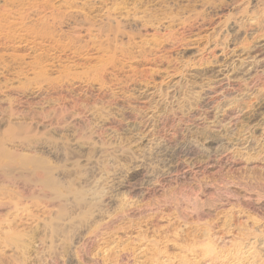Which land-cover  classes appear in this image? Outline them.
I'll list each match as a JSON object with an SVG mask.
<instances>
[{
    "label": "rangeland",
    "instance_id": "374dc122",
    "mask_svg": "<svg viewBox=\"0 0 264 264\" xmlns=\"http://www.w3.org/2000/svg\"><path fill=\"white\" fill-rule=\"evenodd\" d=\"M0 27V164L66 146L70 179L109 203L79 243L39 240L56 203L1 181L0 233L37 231L24 249L0 240V264H264V109L248 122L264 103V0H0ZM182 143L192 154L164 174ZM195 194L196 211L175 209Z\"/></svg>",
    "mask_w": 264,
    "mask_h": 264
},
{
    "label": "bare ground",
    "instance_id": "6f19581e",
    "mask_svg": "<svg viewBox=\"0 0 264 264\" xmlns=\"http://www.w3.org/2000/svg\"><path fill=\"white\" fill-rule=\"evenodd\" d=\"M33 7V6H32ZM31 7V8H32ZM36 9V8H35ZM209 11L210 12H214V10L212 8H209ZM21 12V11H20ZM208 12V10H207ZM207 14V13H206ZM206 14L202 15L205 16ZM210 14V13H209ZM9 15V14H8ZM201 16V14H199ZM208 15V14H207ZM28 16V15H27ZM31 16V15H30ZM33 16V15H32ZM52 16V15H51ZM202 16V19H204ZM209 16V15H208ZM18 18V17H17ZM201 19V20H202ZM22 20V19H21ZM39 21V20H38ZM41 21V20H40ZM62 21V20H61ZM60 21V22H61ZM20 22V21H19ZM59 23V22H58ZM66 23V22H65ZM4 24V23H3ZM25 25V24H24ZM50 25V24H49ZM14 26V25H13ZM32 26V24H31ZM34 26V25H33ZM32 26V27H33ZM40 26V25H39ZM1 28V27H0ZM7 28V26H6ZM12 28V27H11ZM19 28V27H18ZM28 28V26L26 27ZM25 28V29H26ZM35 28V27H34ZM33 29V28H32ZM31 29V30H32ZM51 29V28H50ZM53 29V28H52ZM233 29V27H232ZM14 30V29H13ZM29 30H30V27H29ZM12 31V30H11ZM36 31V30H34ZM40 31V30H39ZM42 31V29H41ZM47 31V30H46ZM63 32V31H62ZM35 33V32H34ZM33 33V34H34ZM37 33V32H36ZM48 33V32H47ZM57 33V32H56ZM60 33V32H59ZM71 33V32H70ZM11 34H14V32H12ZM18 34V33H17ZM32 34V33H31ZM30 34V35H31ZM44 34V33H42ZM66 34V33H65ZM25 35V34H24ZM29 35V36H30ZM39 35V34H38ZM72 35V34H71ZM26 36V35H25ZM7 37V36H6ZM15 37V36H14ZM43 37V35H42ZM64 37V36H63ZM33 38V37H32ZM44 38V37H43ZM45 38L46 37V32H45ZM10 39V38H8ZM14 39V38H13ZM17 39V38H16ZM22 39V38H21ZM29 40V38H28ZM27 40V41H28ZM30 41V40H29ZM22 42V41H21ZM68 42V41H67ZM74 42V41H73ZM32 43V42H31ZM20 44V43H19ZM28 44V42H27ZM44 44V43H43ZM42 45V44H41ZM30 46V45H29ZM73 46V45H72ZM80 46V45H79ZM15 47V46H14ZM43 47V46H42ZM117 48V47H116ZM47 49V48H46ZM68 49V48H67ZM80 51V49H78ZM114 51V50H113ZM12 52V50H11ZM78 53V52H77ZM24 56V55H23ZM86 56V55H85ZM18 57V56H17ZM129 57V56H128ZM46 60V59H45ZM41 61V60H40ZM36 62V61H35ZM62 62V61H61ZM110 62V61H109ZM116 62V61H115ZM4 64V63H3ZM18 64V63H17ZM26 64V62H25ZM37 64V63H36ZM41 64V63H40ZM104 64V63H103ZM112 64V63H111ZM22 65V64H21ZM31 65V64H30ZM33 65V64H32ZM70 65V64H69ZM93 65V64H92ZM100 65V64H99ZM98 65V66H99ZM105 66V65H104ZM2 67V66H1ZM6 67V66H5ZM4 67V68H5ZM36 67V66H35ZM39 67V66H38ZM23 68V67H22ZM41 68V67H40ZM102 68V67H100ZM2 69V68H1ZM17 69V68H16ZM105 69V68H104ZM95 70V69H94ZM41 71V70H40ZM64 71V70H63ZM17 72V71H16ZM21 72V71H20ZM39 72V71H38ZM97 72V71H96ZM99 72V71H98ZM1 73V72H0ZM44 73V72H43ZM37 74V73H36ZM67 74V72H66ZM70 74V72L68 73ZM72 74V73H71ZM85 74V73H84ZM94 74V73H93ZM16 75V74H15ZM43 75V74H42ZM41 75V76H42ZM100 75V74H99ZM78 76V75H77ZM92 77V76H91ZM99 77V76H98ZM19 78V77H18ZM41 78H44L43 76ZM46 78V77H45ZM56 78V77H55ZM54 78V79H55ZM69 78V77H68ZM79 78V77H78ZM47 79V78H46ZM45 79V80H46ZM51 79V78H50ZM58 79H61L60 77ZM65 79V78H64ZM41 80V79H40ZM56 80V79H55ZM84 80V79H83ZM86 80V78H85ZM93 80V79H92ZM137 80V79H136ZM47 81V80H46ZM44 82V81H43ZM70 82V81H69ZM49 84V83H48ZM127 84V83H126ZM56 85V84H55ZM102 85V84H101ZM83 88V87H82ZM130 88V87H129ZM104 92V91H103ZM12 94V93H11ZM5 96V95H4ZM135 96V95H134ZM126 97V96H125ZM57 102V101H56ZM87 104V103H86ZM154 106V105H153ZM80 108V107H79ZM91 108V107H90ZM69 109V108H68ZM261 109H264V103H262L258 109H257V112H254L252 115H250L248 117L249 119V124L251 125H255L258 123V117L260 115V112L259 110ZM72 110V109H71ZM68 111V110H67ZM96 111V110H95ZM102 111V110H101ZM54 112V111H53ZM97 112H100V111H97ZM45 113V112H44ZM59 113V112H58ZM87 113V112H86ZM42 114V113H41ZM51 114V113H50ZM44 115L43 114V119H44ZM57 115V113H56ZM55 115V116H56ZM62 115V113L60 114V116ZM72 115V114H71ZM104 115V114H103ZM102 115V116H103ZM107 115V114H106ZM37 116V115H36ZM47 116V115H45ZM59 116V115H58ZM57 116V117H58ZM59 116V117H60ZM84 116V115H83ZM156 116V115H155ZM52 117V115H51ZM62 117V116H61ZM74 117V116H73ZM76 117V116H75ZM79 117L80 114H79ZM93 117V115H92ZM152 117V116H151ZM38 118V117H37ZM105 118V117H104ZM41 119V118H40ZM49 119V118H48ZM52 119V118H51ZM55 121H57L58 118L55 117ZM59 120V119H58ZM71 121V120H70ZM100 121V120H99ZM40 122V121H39ZM69 122V121H68ZM65 123V122H64ZM64 123H60V124H64ZM70 123V122H69ZM27 124V123H26ZM28 125V124H27ZM153 125V124H152ZM52 126V125H51ZM50 126V127H51ZM65 126V125H64ZM54 127V126H53ZM28 128V127H27ZM42 129V128H41ZM45 129V127H44ZM43 129V130H44ZM39 130V129H38ZM86 130V129H85ZM28 131V130H27ZM94 131V130H93ZM46 132V131H45ZM44 132V133H45ZM52 132V131H51ZM90 132V131H89ZM26 133V131H25ZM49 133V132H48ZM28 134V133H26ZM32 134V133H31ZM42 134V133H41ZM30 135V134H29ZM40 136V135H39ZM32 137V136H31ZM37 137V135H36ZM45 136L41 137L44 139ZM91 137V136H90ZM46 139V138H45ZM50 139V138H49ZM54 139V138H53ZM61 139V138H60ZM83 139V138H82ZM32 140V139H31ZM35 140V139H34ZM39 140V139H37ZM42 140V139H41ZM48 140V138H47ZM46 140V141H47ZM52 140V139H51ZM70 140V139H69ZM92 140V139H91ZM44 141V140H43ZM43 141H41L43 143ZM84 141V140H83ZM89 141V140H88ZM29 142V140H28ZM37 142V141H36ZM50 142V141H49ZM55 142V141H54ZM58 142V141H57ZM80 142V141H79ZM92 142V141H91ZM26 143V142H25ZM31 143V142H30ZM40 143V142H39ZM41 143V144H42ZM46 143V142H45ZM48 143V142H47ZM53 143V142H52ZM73 143V142H72ZM87 143V142H86ZM94 143V142H93ZM216 142L213 140V139H209L207 144H208V147H211V145L215 144ZM27 144V143H26ZM51 142L48 144L50 147H51ZM55 144V143H54ZM69 144V143H68ZM71 144V143H70ZM95 144V143H94ZM23 145V144H22ZM25 145V144H24ZM43 145V144H42ZM42 145H39L40 146V150H36V156H34V154L32 155V153H24L22 154L23 152V149H22V152L21 153H15L13 154L12 152V158L9 162V164L11 165H7L6 163L5 164H0V182L2 181H7V182H10L12 180V182L15 180H19L21 181V184L22 186H25V188L27 189V191L30 193L29 196L32 197V194H31V188L33 186L35 187H38L39 189L37 190L38 193L40 192V194L42 193V195L44 194V198L47 199V203L49 202V204H54L55 206V203H56V207L57 209L54 211L55 213H53V215H50L49 217L47 218H43L41 219V222H39L40 224L37 226V228L39 229V231H41L40 233H42V236L41 237L40 233L38 234L37 232V238H38V235L40 236L38 239L39 240H44L45 237L47 238L50 234L51 238L53 237V239L56 240V238H59L58 235H62V237H66L68 240H71V241H74V243H79V240H83V236L81 235V230L84 229L85 227H90L92 226L91 225V222L93 219H96V217L100 214H102L104 212V209H103V206L109 204L106 200V198H108L105 194H106V191H104V189L101 187V190H99V187L96 186H91L92 184H95L96 183H92L90 185V181H91V178H86V177H79V174L78 176L77 175H74L75 177H77L78 181H75L73 180L72 178L70 179V176H71V165L69 167H67L66 165L68 164V162H71L68 157H66V152L67 150L66 149V146H65V149L60 146L65 152H63V154L60 152V149H58L59 147H57V149H55V145L52 146L54 151L48 149V145L47 147L46 146H42ZM46 145V144H45ZM57 145V143H56ZM34 146V145H33ZM59 146V145H58ZM78 146V144H77ZM0 143V155H5L6 153H8V151L6 152L5 149H3V147ZM38 147V146H37ZM24 148V147H23ZM26 148V147H25ZM28 148V147H27ZM216 148V147H215ZM34 149V148H33ZM68 149V148H67ZM70 150V149H68ZM19 151V150H18ZM76 151V150H75ZM192 151L191 148H189L188 144L186 143H182V144H175L173 146H170L169 149L166 150V152L164 153V156H165V160L162 164V168L165 170V173L164 174H169V169L173 167L172 163V159L174 158V156L178 157L179 155H183L184 156H187V155H190L192 154ZM26 152H28L26 150ZM68 152H71L68 151ZM10 153V152H9ZM8 153V154H9ZM65 153V154H64ZM98 153V152H97ZM100 153V152H99ZM47 154V155H46ZM48 154H50V157L48 156ZM65 155V157H64ZM71 155V153H70ZM98 155V154H97ZM10 156V155H8ZM69 156V155H68ZM79 156V155H78ZM78 156H77V159H78ZM71 159V156L69 157ZM76 159V160H77ZM58 161L60 162L59 165L57 162L55 161ZM67 160H69L67 163H65ZM74 160V158H73ZM75 161V160H74ZM73 161V162H74ZM79 161V160H77ZM85 161V160H84ZM55 162V163H54ZM88 162V161H87ZM90 164V163H89ZM15 166V167H12V166ZM5 166V169L1 168ZM7 166V167H6ZM93 166V165H92ZM91 166V167H92ZM68 169H67V168ZM74 167H75V164H74ZM73 167V168H74ZM72 168V169H73ZM3 169V170H2ZM17 169V170H15ZM70 169V170H69ZM81 169V168H80ZM70 171V175H69V172ZM86 171V170H85ZM103 171V170H102ZM172 171V170H171ZM14 172V173H13ZM89 172V171H88ZM92 174V173H91ZM106 174V173H105ZM138 175V172H132L130 173L127 177H128V180L131 179H135ZM66 177V180L65 181H61L62 178ZM83 176V175H81ZM155 176V175H154ZM166 176V175H165ZM164 176V177H165ZM158 177V176H157ZM4 178V179H3ZM94 178V177H93ZM76 179V180H77ZM90 179V180H89ZM104 179V178H103ZM95 180V179H94ZM92 180V181H94ZM95 181H98V180H95ZM10 182V183H12ZM76 182H79V183H76ZM102 182V181H101ZM142 183V182H141ZM6 184V183H5ZM3 185L2 183H0V195L4 196L5 198L7 197V192H8V189H7V185ZM104 184V183H103ZM146 184V183H145ZM96 188V189H95ZM98 189V190H97ZM105 193V194H104ZM203 192L201 191L200 194H202ZM97 194V195H96ZM196 196H194L193 198H191V196H188L187 198L185 199H182L183 202H179V199H174V204L176 205L175 206V209L178 211V207H180V210H181V213H186L187 210H190V211H196L198 209V203H197V200H196V197L198 196L197 194H195ZM2 196V199L0 197V207L2 208L5 207L4 205L8 204L7 202L3 201V197ZM259 196V194L257 195ZM219 198H221V195L218 196ZM103 204V205H102ZM260 207L264 209V204H261L260 203ZM109 206V205H108ZM4 209V208H3ZM117 210L119 211H114L115 215H113V217H116V218H119L121 217L122 215L125 214V209L121 206H119L117 208ZM106 213V212H105ZM127 217L129 216L130 217V213H126L125 214ZM124 215V216H125ZM133 215V214H132ZM28 216V215H27ZM3 220V219H2ZM1 220V222L3 221ZM7 221V220H6ZM40 221V220H39ZM5 222V221H4ZM9 222V221H8ZM7 222V223H8ZM95 222V220H94ZM112 222V219L109 220L108 222H100V223H97L95 224V228L96 230H100L101 228H104L106 227L107 225H109L110 223ZM10 223V222H9ZM12 223V222H11ZM93 223V222H92ZM6 224V223H5ZM7 225V224H6ZM8 226V225H7ZM36 226H35V230H34V227H33V230H29L27 233H22V234H19V233H14V231L12 232H6V233H3L4 237H2L3 239L0 238V240H4V242H6L8 244L9 240L11 242H16L18 240L17 243H19L20 245H22V249L23 248V245H26L25 244H22L19 242V240H24L25 241V238L24 237H27V240H31L32 241V234L35 233V231H37L36 229ZM91 230V229H90ZM31 232H34L31 234ZM2 233H0L2 235ZM63 233H64V236H63ZM66 233V234H65ZM48 235V236H47ZM67 235V236H65ZM24 236V237H23ZM34 236V235H33ZM23 237V238H22ZM30 238V239H29ZM49 238V237H48ZM64 238V239H66ZM61 239V237H60ZM7 240V241H5ZM16 240V241H15ZM37 240V239H36ZM38 240V241H39ZM29 241H28V245H27V248H30L28 247L30 244H29ZM51 241V240H50ZM41 242V241H39ZM44 242V241H42ZM51 243V242H50ZM73 243V242H72ZM32 244V243H31ZM42 244V243H41ZM18 245V246H20ZM16 246V244H15ZM25 247V246H24ZM80 247V250H82L83 252L85 251V243L84 244H80L79 245ZM20 248V247H19ZM26 248V249H27ZM34 248V247H33ZM21 249V248H20ZM25 249V251H26ZM206 253H211L212 252V249L210 248V245L209 244H206L205 247H204ZM32 251V250H31ZM34 251V250H33ZM27 252V251H26ZM42 252V251H41ZM37 253V252H36ZM25 254V253H24ZM23 254V255H24ZM31 259V258H30ZM25 260V259H24Z\"/></svg>",
    "mask_w": 264,
    "mask_h": 264
}]
</instances>
